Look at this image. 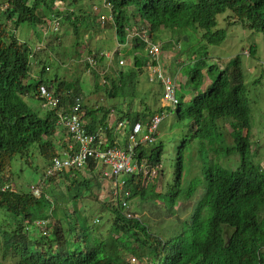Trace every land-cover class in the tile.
Listing matches in <instances>:
<instances>
[{"label": "trees", "instance_id": "1", "mask_svg": "<svg viewBox=\"0 0 264 264\" xmlns=\"http://www.w3.org/2000/svg\"><path fill=\"white\" fill-rule=\"evenodd\" d=\"M54 1L57 0H5L0 4L6 6L0 9V15L4 14L14 27L11 29L7 22L0 20V209L7 216L0 222V264L9 261L15 264H126L124 256L128 254L132 257L146 255L151 264H264V167L256 165L250 151V111L244 69L237 57L223 65L209 58L212 57L210 47L219 46L226 39V27H218L217 16L226 14L223 19L228 25L236 23L251 32H264V0H197L191 4L172 0H104L109 4V19L121 44L127 37L119 39L118 36L126 34L132 24L145 32L149 42L159 41L162 47L175 39L180 43L195 39V46L186 44V48L177 52V56L184 54L188 61L196 62L185 74L184 81L192 93L189 104L184 106L182 96H178V102L172 105L176 122L186 128V134L175 145L177 153L172 179L156 194L168 198L173 205L180 200L189 203L198 191L200 196L180 230L166 239L149 230L148 224L138 217H128L119 200L117 204L108 201L100 204L109 214L103 232L98 227L100 222L81 223L62 203L59 220L62 223L55 220L57 224L43 233L34 222H48L53 201L44 190L36 196L28 190V185L26 190L18 186L14 190L9 186L12 160H23L30 165L28 160L35 157L34 153L45 164V178L38 183L41 187L45 185L48 162L61 156V149H66L69 141L63 138L64 130L57 124L56 113L60 109L78 104V113L87 131L105 125L111 110L115 111L116 120L128 119L129 123H134L148 121L154 114L171 109L161 105L151 111L146 105L141 111L134 109L132 102L127 100L130 93L124 90L126 81L132 83L147 63L157 62L146 51L147 43L137 36L132 38L133 52L136 50L133 67L126 71L111 67L107 70L105 57L109 53L104 51L91 54L88 50L84 61L85 72L96 71V68L87 71L89 57L96 60V65L100 62V72L104 70L103 84L107 82L109 86L105 88L106 98L111 88V97L124 99L125 109L118 103L112 104V108L88 107L84 104L85 95L75 85L58 81L57 76L44 78L47 61L43 63L38 57L44 45L37 44L32 50L30 42L40 39L36 36L33 40L22 41L16 31L23 25L35 27L45 23L41 9H53ZM88 17H94L93 25L98 17L97 28L104 24L92 8ZM53 25V30H57L55 22ZM137 27L133 29L139 31ZM163 30H168L170 39L163 38ZM253 50L250 46V55ZM110 52L112 57H118L117 50ZM32 63L39 65L37 77L31 76ZM260 74H264V67ZM42 84L51 85L58 95L57 110L43 107L44 111H40L28 103L33 99L43 106L39 97ZM226 135L232 144L225 143ZM196 140L202 147L208 146L212 153L210 161L205 157L194 160V168L199 171L194 179L187 177L191 171L185 173L184 161L192 164V158L184 151ZM221 145L226 153L225 162L231 155H236L234 168L224 165V161H215L214 154ZM162 151L160 142L150 147L145 144L136 147L134 157L139 163L145 161L149 173L125 176V187L130 191L127 200L142 195L144 190H155L149 176L152 170L157 173ZM94 164L89 161L82 168L57 172L47 180L50 183H55L57 177L64 180L73 200L83 194L90 196L98 177L88 176L86 171L97 169Z\"/></svg>", "mask_w": 264, "mask_h": 264}, {"label": "rangeland", "instance_id": "2", "mask_svg": "<svg viewBox=\"0 0 264 264\" xmlns=\"http://www.w3.org/2000/svg\"><path fill=\"white\" fill-rule=\"evenodd\" d=\"M4 1L5 0H0V4ZM66 1L67 0L54 1L52 3L53 9L43 7L41 9L42 16L45 17L44 20H46V22L35 27L23 25L19 31H16L17 34L21 39L27 41L31 39L33 40L36 36L40 39L30 42V49L32 50L37 44L44 45V47H42L43 49L38 53V57L43 63L47 61L44 65H47V69L43 73L44 78L51 79L57 76L59 78L58 81H64L75 85L77 90L85 95L84 104L88 107L103 105L112 108V104L117 105L118 103L123 104L122 107L125 109L127 103H125L124 99L121 97L106 98L104 89L109 86L107 82L103 84L104 70L100 72L98 66L100 65V62L93 67L94 69L96 68V71L92 70L90 72H85L84 70V61L88 56V50H90L91 54L98 53V51H104L106 54L109 53V56H107L108 58L105 57L108 61V65L106 66L107 70L109 67L112 69H118L119 60L122 61V57H125L120 56V52L118 53V57L111 56L112 52H110V50H117V45L121 46L122 44L117 41L118 39L113 30L112 23L108 18L110 15L108 12L110 7L104 0H73V3L69 4H67ZM172 1L191 4L197 0ZM91 8L98 12L99 17L102 15L106 17L104 24L98 28V17H95V25H93L94 17H88V12H90ZM101 8L106 10L105 14H100ZM70 12L71 14H68ZM225 15L226 14L218 15L217 21L218 27H226V39L219 46L210 47L212 57L209 58L213 59L214 63L221 65L225 64L226 61L231 58L237 57L241 61L242 68L244 69V84L250 111V151L256 165L261 168L264 167V74H260V64L264 63V32H251L242 29V27L236 23L228 25L223 19ZM0 20L7 22L8 27L14 29L13 22L7 21L4 14H2ZM54 22L57 29L55 31L53 30ZM136 27L137 26H133L132 24V28L128 29L123 36H118V38L124 39L125 36L129 37V42L131 43L132 37L128 34L131 35L134 30L133 28ZM137 28L139 29V26ZM182 31H184V29H182ZM139 32H141L140 29ZM180 34L182 35V33ZM161 35H163V38L165 39H170L171 37L168 30H163ZM165 41L166 40H164V42ZM185 41H188L187 37ZM154 44H158L159 46L158 56L162 55V60L164 59V61L166 60V62H169V65L164 62L162 66L165 69L167 68V71L171 75L175 74L176 68L181 64H184V68L186 67L187 70L183 69V72H185L184 74H186L188 67L190 69L196 63L195 61H188L184 54L182 56H177L178 51L187 47L186 44H188V46H195V39L193 38L189 40V43H180L178 39H175V41L170 42L165 47H162L163 44L159 43V41ZM250 46L254 49L252 51L253 54L251 55L248 51ZM129 53L128 56L130 60L126 62V64L125 60H123V65H121L122 68L133 67L131 60L133 52L129 51ZM205 63L206 66L207 61H205ZM175 65L178 66L175 67ZM35 66L34 74H37L39 73L40 68L39 65ZM259 76L261 77L260 80L253 82ZM58 81H56V84H58ZM177 89L179 91L177 96L181 95L183 100L190 95V86L185 81L179 83ZM124 90L126 93L127 91L130 93L127 96V100L132 102L134 109L138 108L142 111L144 106L147 105V108H150L151 111H156L161 106V85L155 77H150L148 75L145 67L141 72H137L136 78L132 83L130 80L126 81ZM28 103L38 108L40 111H44L40 101L29 99ZM182 104L187 106L189 100L183 101ZM169 107L171 109L164 111L162 114V119L156 133V140L146 144V147H150L151 145L160 142L163 147L160 166L156 168L157 173L152 172L149 176V181L154 184L155 190H144L142 195L128 200L127 203V206H129V209L127 207V210L133 213L134 217H138L145 224H148L149 230L155 232L162 239H166L180 230L182 222L190 216L192 209L200 196V191H198L190 199L189 203L180 200L173 205L168 198H160V196L156 194V192L160 191L167 182L171 181L172 171L176 162L177 151L175 145L180 143L182 137L186 134V128L180 126V124L176 122L174 106ZM111 112L115 115V111L111 110ZM226 133L227 130H225V134ZM225 143L227 145L232 144L229 135H226ZM184 152L185 155H190L192 158V164H188V162L185 163L184 161L185 173L187 170L191 171V173L187 175L188 178L198 175V169L194 168V160L197 159L199 161V159L205 157L207 161H210L209 156L212 153L208 146L202 147L198 140L194 143L192 142L190 145L188 144L185 147ZM34 155L35 157L29 158L28 160L30 165L26 164L23 160H12V174L9 176L10 185L8 184L12 189L15 190L17 188L16 186H18L22 188L25 187L23 190H26L27 185L38 184L43 180V168L45 167V164L37 153H34ZM214 155L215 161L220 160L225 162L224 157L226 156V153L222 145ZM185 159L187 158L185 157ZM235 162L236 155H231L228 158V162H225L224 165L234 168L236 166ZM86 172L88 176L98 177L97 185L93 184L90 196H84L83 194L78 200L71 199L70 193L67 190V183L64 180H59L57 177L56 180H58H55V183H50L47 179L46 181L44 179L45 185L42 187V191L44 190L48 199L53 201L54 207L50 212L51 218L48 220L47 224L43 226L35 224L38 230L46 233L48 230H51L53 225L57 224L55 220L59 221L61 219L62 213L60 212V207H63L62 203H64V207H68V210L71 213L74 212L81 223L85 221L88 224L100 222L99 226H96H98L99 229H102L103 232L109 214L107 211L101 209L100 204L107 201L110 202L109 191L111 190H109L107 179L99 178L97 169L93 171L87 170ZM153 177L155 178L152 180ZM111 203H115V201H112ZM2 218L7 219V216L5 212L0 209V222ZM96 218H98V221H95ZM60 221L59 223H62ZM124 258L126 264H151L146 255H143L142 257H132L128 254L124 256ZM6 264L15 263L14 261H9L6 262Z\"/></svg>", "mask_w": 264, "mask_h": 264}, {"label": "built area", "instance_id": "3", "mask_svg": "<svg viewBox=\"0 0 264 264\" xmlns=\"http://www.w3.org/2000/svg\"><path fill=\"white\" fill-rule=\"evenodd\" d=\"M1 7L4 9L6 6ZM101 20L104 21L103 17ZM130 36L132 38L137 36L144 40L147 43L146 51L157 61L154 64L147 63L145 70L150 77H155L162 84L163 106L176 104L178 102L177 80L162 66L160 55L158 56V44L149 42L142 30L141 32L133 30ZM88 62L87 71L96 65V60L91 57L88 58ZM118 63L122 65L123 60H119ZM262 65L264 66V63ZM39 97L43 101V107L58 109L59 97L55 94L51 85L42 84L39 87ZM76 102H79V99H76ZM78 110L79 105L74 104L57 111V124L66 130L69 141L66 149L61 150V156L54 157L48 162L44 174L51 172L55 174L70 168H82L89 161L95 162L94 167L98 169L99 178H105L109 183L108 187L111 190L109 191V201H115L117 204L119 200L125 208L126 215L131 217V212L127 210L129 206H127L128 200L126 198L129 196L130 191L125 187V176L146 175L149 173L145 161L139 163L135 159V149L140 144L144 145L155 141V133L162 116L156 113L148 121H136L134 123H129L128 119L116 120L115 118L108 121L104 126H98L93 131H87ZM108 134L119 135L122 140L109 143ZM42 187L40 184H31L28 190L38 196ZM95 221H98V219ZM34 223L43 226L47 224V221L36 220Z\"/></svg>", "mask_w": 264, "mask_h": 264}, {"label": "crops", "instance_id": "4", "mask_svg": "<svg viewBox=\"0 0 264 264\" xmlns=\"http://www.w3.org/2000/svg\"><path fill=\"white\" fill-rule=\"evenodd\" d=\"M71 1V0H70ZM73 1V0H72ZM71 1V3H73ZM1 6H3L4 7V5H0V8H2ZM2 10H3V8H2ZM92 10H94L93 8H92ZM105 12H106V10L104 9L103 10V8H101V13H100V11H99V13L100 14H102V13H104L105 14ZM108 12H109V10H108ZM100 17H103V20H106V17H104L103 15L102 16H100ZM108 18H110V16H108ZM133 26H135L134 24H133ZM129 36H130V34H128ZM20 38V37H19ZM20 40H22V41H24L23 39H21L20 38ZM132 42L130 43L129 42V37H127L126 38V40H125V43H123L121 46L120 45H117L118 47V49H117V51H118V53L120 52V56H125V57H122L123 58V60H125V64H126V62H128L129 60H130V58H129V51L130 52H133V49H132ZM125 52V53H124ZM136 52V50L133 52V56H134V53ZM123 53H124V55H123ZM133 56H132V66H133ZM162 56V55H161ZM127 60V61H126ZM161 62H163L162 64H164V62H165V64H167V65H169V62L167 61L166 62V60L164 61V59L162 60V57H161ZM33 64V63H32ZM31 64V67H32V69H31V71H30V73H31V76L32 77H37L38 75H39V73H35L34 74V72H35V68H36V66H35V64H33L32 65ZM176 66H178V65H175V67ZM184 66V64L183 65H180V66H178V68H176V72H175V74H174V77L176 78V80H177V84H179V83H181L182 81H184L185 80V72H183V69H185V70H187L186 69V67L184 68L183 67ZM165 67H166V65H165ZM118 68H122V66H119ZM132 68V67H131ZM122 69H124V70H126V69H129V67H123ZM167 69V68H166ZM32 70H33V72H32ZM104 92H105V89H104ZM179 92V91H178ZM191 95H192V93H190V95L185 99V100H183V101H186V100H189L190 98H191ZM181 96V95H180ZM182 99H183V97H182ZM161 105H163V101L161 102ZM47 109V108H46ZM110 117V118H109ZM109 117H108V119H107V121H111V120H113V119H115V115L112 113V112H110V114H109ZM83 121V120H82ZM108 123V122H107ZM106 123V124H107ZM59 126V125H58ZM98 126H104V125H98ZM98 126H96V128L98 127ZM61 129H63L64 131L62 132L63 133V138H67L68 140H69V138H68V133L66 132V130L63 128V127H61V126H59ZM95 128V129H96ZM121 141L122 140V137H120L119 135H116V134H108V141H109V143H111V141L113 142V141ZM61 147V146H60ZM62 150V149H61Z\"/></svg>", "mask_w": 264, "mask_h": 264}, {"label": "clouds", "instance_id": "5", "mask_svg": "<svg viewBox=\"0 0 264 264\" xmlns=\"http://www.w3.org/2000/svg\"><path fill=\"white\" fill-rule=\"evenodd\" d=\"M160 57H161V55H160ZM263 63H261L260 65H261V67H264L263 65H262ZM123 65V64H122ZM119 66H121V65H119ZM172 76H174V75H172ZM163 106V105H162ZM158 114H160V113H158ZM161 116H162V114H160ZM155 140H156V137H155ZM145 146H146V144H145ZM157 170V169H156ZM152 171H154V173H156V171L155 170H152ZM152 173V172H151ZM155 177H153L152 178V180L154 179ZM132 214V216L131 217H134V214L133 213H131ZM96 219H98V218H96ZM145 262V261H144Z\"/></svg>", "mask_w": 264, "mask_h": 264}, {"label": "bare ground", "instance_id": "6", "mask_svg": "<svg viewBox=\"0 0 264 264\" xmlns=\"http://www.w3.org/2000/svg\"><path fill=\"white\" fill-rule=\"evenodd\" d=\"M45 176H46V179H47V178H50V177L54 176V172L46 173ZM44 178H45V177H44Z\"/></svg>", "mask_w": 264, "mask_h": 264}, {"label": "water", "instance_id": "7", "mask_svg": "<svg viewBox=\"0 0 264 264\" xmlns=\"http://www.w3.org/2000/svg\"><path fill=\"white\" fill-rule=\"evenodd\" d=\"M184 40H186V37H184ZM111 95H112V89L110 88V89L108 90V98H110Z\"/></svg>", "mask_w": 264, "mask_h": 264}]
</instances>
